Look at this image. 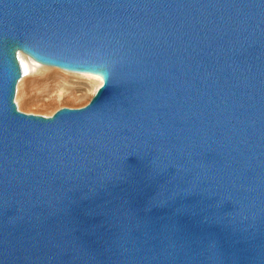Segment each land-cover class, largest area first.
I'll return each mask as SVG.
<instances>
[{
  "label": "water",
  "instance_id": "1",
  "mask_svg": "<svg viewBox=\"0 0 264 264\" xmlns=\"http://www.w3.org/2000/svg\"><path fill=\"white\" fill-rule=\"evenodd\" d=\"M0 264H264V0H0Z\"/></svg>",
  "mask_w": 264,
  "mask_h": 264
},
{
  "label": "rangeland",
  "instance_id": "2",
  "mask_svg": "<svg viewBox=\"0 0 264 264\" xmlns=\"http://www.w3.org/2000/svg\"><path fill=\"white\" fill-rule=\"evenodd\" d=\"M65 72L73 74L72 72ZM62 81L63 79L54 75H32L25 93L26 103L24 108L30 113L51 115L61 107H80L85 105L94 92L89 84H81L80 78L71 76L67 83ZM15 95H17L16 92ZM14 100L17 104L15 97Z\"/></svg>",
  "mask_w": 264,
  "mask_h": 264
},
{
  "label": "bare ground",
  "instance_id": "3",
  "mask_svg": "<svg viewBox=\"0 0 264 264\" xmlns=\"http://www.w3.org/2000/svg\"><path fill=\"white\" fill-rule=\"evenodd\" d=\"M25 55L26 54H24L23 52L18 53L19 60L21 61L20 64L22 66L23 74H22L21 78L19 79V81L17 82V85H16L17 95H15V99H16L17 104H18L17 106L23 112L30 113L28 110H26L24 108V104L26 103L25 93L27 91V87L29 86V82H30L32 75H35V74H40L43 76L54 75V76H58L61 79H63V81H65V83L68 82V79L71 76L77 77V78L81 79V81H82V82L80 81L81 84L82 83L83 84L84 83L89 84L91 86V88L93 89V91H95V89L101 84V78H100V76H98L96 74L87 73V72L68 71V70L61 69L59 67L55 68V66H50V65L38 63V62L34 61L32 58H30L28 55H26V56ZM46 66H48V67H46ZM49 66H50V68H49ZM62 70H64V71H62ZM65 71L72 72L73 74L67 73Z\"/></svg>",
  "mask_w": 264,
  "mask_h": 264
}]
</instances>
